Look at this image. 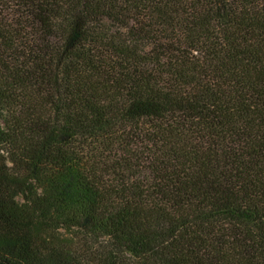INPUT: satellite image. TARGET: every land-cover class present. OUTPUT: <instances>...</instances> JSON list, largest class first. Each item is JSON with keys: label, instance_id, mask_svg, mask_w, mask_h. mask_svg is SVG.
Returning <instances> with one entry per match:
<instances>
[{"label": "trees", "instance_id": "16d2710c", "mask_svg": "<svg viewBox=\"0 0 264 264\" xmlns=\"http://www.w3.org/2000/svg\"><path fill=\"white\" fill-rule=\"evenodd\" d=\"M0 264H264V0H0Z\"/></svg>", "mask_w": 264, "mask_h": 264}]
</instances>
